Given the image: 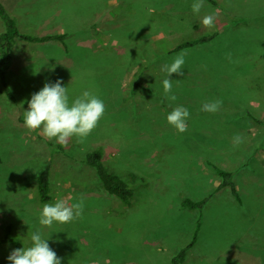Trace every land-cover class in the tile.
Wrapping results in <instances>:
<instances>
[{
	"label": "rangeland",
	"instance_id": "374dc122",
	"mask_svg": "<svg viewBox=\"0 0 264 264\" xmlns=\"http://www.w3.org/2000/svg\"><path fill=\"white\" fill-rule=\"evenodd\" d=\"M4 1L5 7L12 4ZM216 1L204 0L194 14L193 0H18L10 15L21 32L66 31L68 47L61 41L18 38L7 86L0 78V260L8 264L6 256L18 248L3 240L11 226L9 234L24 246L36 228L49 235L60 264H175L176 254L159 240L175 236L187 243L192 237L197 218L182 209L180 199L200 200L212 193L220 181L213 163L233 171L240 184L264 183V0ZM212 13L214 24L203 25L201 18ZM5 31L0 16V33ZM214 31L218 35L208 43L170 52L184 39ZM179 53L185 61L182 72L170 74L166 95L161 66ZM57 78L67 86L70 101L88 90L105 104L87 136H70L64 143L23 123L31 94ZM214 101L220 102L215 111L203 110ZM180 104L189 112L184 132L166 121ZM94 149H101L107 167L138 189L141 207L133 217L132 206L108 193L84 162ZM45 168H51L49 201L38 194V176ZM253 168H263L262 173H251ZM216 193L201 230L204 248L185 264H264V248L241 247L234 238L244 234L245 218L255 233L264 232V211L253 223L256 215L237 206L229 188ZM79 197V217L39 225L43 204L59 198L73 203ZM145 221L146 229L151 225L147 236L153 233L156 239L152 249L158 251L150 256L144 254L143 240L136 243ZM226 244L225 252H217ZM63 252L69 255L62 262Z\"/></svg>",
	"mask_w": 264,
	"mask_h": 264
},
{
	"label": "clouds",
	"instance_id": "9594fccd",
	"mask_svg": "<svg viewBox=\"0 0 264 264\" xmlns=\"http://www.w3.org/2000/svg\"><path fill=\"white\" fill-rule=\"evenodd\" d=\"M203 2L204 0H193L191 9L194 14L200 12ZM214 20L215 13L207 14L201 18V23L212 26ZM184 62L183 53H179L170 63L161 66V71L165 73L161 84L166 95L172 88L170 74H180ZM170 99L175 100L176 97L171 95ZM27 103L28 107L23 113L24 126L28 129L39 128L47 138H55L60 143H64L70 136H87L96 127L105 111L104 101L88 90H83L70 101L67 86L62 85L60 78L44 82L39 90L31 94ZM219 103V101L206 103L202 108L205 111H215ZM188 116V109L180 104L166 114V121L178 132H184ZM240 140L239 135L234 137L235 143H239ZM82 210V197L73 203L59 198L53 203L43 204L37 219L39 225L43 226H51L53 222L68 223L79 217ZM48 236L42 235L39 228L34 229L29 238L30 243L12 249L6 256V261L8 264H60V257L49 246Z\"/></svg>",
	"mask_w": 264,
	"mask_h": 264
},
{
	"label": "trees",
	"instance_id": "16d2710c",
	"mask_svg": "<svg viewBox=\"0 0 264 264\" xmlns=\"http://www.w3.org/2000/svg\"><path fill=\"white\" fill-rule=\"evenodd\" d=\"M207 1L215 5H218V2L216 0H207ZM0 16L6 23V31L0 33V78L5 83L6 86H7L5 81L6 70L12 61L11 49L14 45L16 38H22L31 42H41V43L48 41H61L64 43V45H66V47H68L66 43V39L68 36L67 32L45 34V35H33V34L21 32L17 26L16 20L10 15L8 9L3 5L1 1H0ZM217 35H218L217 31H214L212 33L197 38L184 39L181 42L177 43L170 50V52L171 53L177 52L183 49L208 43L211 40L215 39ZM138 85L139 82L137 83L133 91H136ZM6 89L8 94L10 95L9 89L8 88ZM257 121L261 122V120L259 119H257ZM84 162L87 165L93 167V169H95V174H97V177L101 180L102 186L108 193L117 197L121 202H123V205L132 206V199L134 197V188L132 186V183L129 182V180H127L123 176L122 172H117V171L114 172L113 169L112 171L109 167H107V165L104 163L103 152L101 149H94L93 151L87 153V155L84 158ZM213 166L215 168L216 173L220 177V181H221L220 185L217 188H215L210 195L206 196L203 199L194 200L191 198H185L182 202V206L184 208L191 210H195V209L199 210L200 215L192 239L183 248H181L180 251L174 256L173 262L175 264L183 263L186 259L188 250L196 243L202 223L201 212L206 202L210 199L211 195H213L214 193L225 187H229L233 192V194L236 196V198L239 201H242L240 194L236 189V184L233 180L234 178L233 171L223 168L214 163ZM50 169L51 168H45L39 174L37 180L38 194L41 200L43 201H49L51 199V195L49 194L51 190ZM9 231L11 232V226L8 227L7 237L3 240L12 241L15 243L17 247H21L22 243L19 241L18 242L15 241L14 238H12L11 233L9 234ZM0 264H4V263L0 260Z\"/></svg>",
	"mask_w": 264,
	"mask_h": 264
},
{
	"label": "crops",
	"instance_id": "0c3cea01",
	"mask_svg": "<svg viewBox=\"0 0 264 264\" xmlns=\"http://www.w3.org/2000/svg\"><path fill=\"white\" fill-rule=\"evenodd\" d=\"M0 1L3 4L5 2L4 0H0ZM17 3H18V0H12V4L10 6H6L7 9H8V11H9V13H11V14L14 15L13 9L17 5ZM69 27L80 28L81 26H78V25H76V26L68 25L67 28H69ZM62 32L63 31H58V33H62ZM43 35H45V34H43ZM16 39H18V38H16ZM19 39L20 40H24L25 42L28 41V40H25V39H22V38H19ZM68 54H70V53H68ZM1 95H2V93H1ZM262 170H263V168H253L251 173L257 174V171H258V174H261L262 173L261 172ZM233 180H234V182L236 184V189L238 190V192H240L239 194H240V197H241V200H242V201H239L236 198V196L233 194V192L231 191L232 196L235 198L236 205L239 206V207H241V209L244 206H247L248 209L252 212V215L253 214L256 215V216H254V219L255 218L256 219L254 220L253 223L257 222L260 219V217L262 216L260 214L263 213V211H264V205L261 204L264 201V183L259 184V183L253 182V183L248 184L246 186L245 184H243V183L240 184L239 182L236 181L235 174H234ZM219 185H220V181L216 184V186H214V188H212V192ZM133 188H134V197L132 199V208L129 211V216H131V217H133L135 215L136 209L141 207V200L140 201L139 200L137 201L136 200L137 197L135 195V193H136V191L138 189L135 188L134 186H133ZM227 188H229V187H225V188L219 190L218 192H220L222 190H225ZM240 188L241 189L243 188V190L245 192V193H243L245 195L244 197L242 196V193L240 191ZM214 194H217V193H214ZM213 195H211L210 199L206 202V204H205V206H204V208H203V210L201 212L202 223H201V228H200V231H199L198 239H197L196 243L188 250L185 261L187 260V258H188L189 255H193V254H195V252L198 249L201 250L202 248H204L202 245H204V242L206 241V238H203L202 231L201 230L203 228V221H204V217L206 215L205 213L207 212V210H209L210 207H212L211 205L213 204V202H212L213 201V198H212ZM186 198H189V197H186ZM184 199H185V197H181V199H180L181 200V207H182V209L187 210V208H184L182 206V202H183ZM148 201H149V199L146 198V201L142 205L143 208H144V206H148L147 205ZM188 210L192 211V213L195 216V218H197V219H195L196 220V226H197V221L199 219L200 211L199 210H196V209L195 210L188 209ZM246 215H249V214H246ZM147 217H149V216L148 215L145 216L144 219L147 218ZM248 222H249V220L247 218H245L244 221H243V227H242L241 230L244 231V234L242 235V232L240 231V233H237L234 236V238L237 239V242H238L237 245H239L241 247L246 246V245H250V246H253L255 248H262L263 249L264 248V232L261 231V232L255 233L256 231H253L252 230V226L250 228L248 227ZM143 224H145L143 237H141L140 235H138V237H137L138 238V241L136 243H138L139 244L138 246H140L141 245L140 244V241L143 240L144 247L143 246L142 247L145 249L144 250V254H147V256L148 255L150 256L151 254L152 255L157 254L158 251L155 250V249H152L153 246H156V244H154V241L156 239H152L151 238L153 236V233H151V235H150L151 237L150 236L149 237L147 236V232L148 231H151V227H150L151 225L149 224L148 225L149 226L148 229H146V227H147V221H145V223H143ZM194 229H196V227ZM193 234H192V237H193ZM135 235L136 234L133 235V238H134ZM192 237L189 239L188 242H190V240L192 239ZM259 240H261V241H259ZM159 242H161V244H164L165 247L167 248L168 252L170 254H172V255L177 254L180 251V249L183 248L188 243V242L186 243L184 241H181L180 238H177L175 236H173L171 238H168V239H165V240H159ZM22 246H24L23 243H22ZM226 247H228L227 244H226V246H223V248H219L217 250V252H220V251L225 252V248ZM199 254H201V253H199ZM63 255L64 256H63L62 262L65 261V260H67L66 259V256L69 255V253L63 252ZM185 261L182 264H185ZM4 264H5V262H4Z\"/></svg>",
	"mask_w": 264,
	"mask_h": 264
}]
</instances>
